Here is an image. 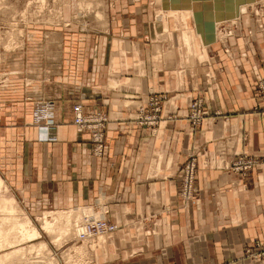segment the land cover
<instances>
[{"label":"crops","instance_id":"0c3cea01","mask_svg":"<svg viewBox=\"0 0 264 264\" xmlns=\"http://www.w3.org/2000/svg\"><path fill=\"white\" fill-rule=\"evenodd\" d=\"M182 23L108 22L81 40L68 71L54 53L52 72L27 75L21 97H4L0 173L20 208L37 223L45 212L84 207L88 221L118 226L92 240L91 264H262L244 251L264 242V110L256 90L264 30L251 28L244 43L229 45L227 36L206 46ZM153 95L167 98L163 120L137 125L138 108ZM196 97L205 111L197 130L188 117ZM80 101L85 112L108 117L104 157L73 123ZM49 122L53 139L43 141ZM191 156L195 198L184 203L180 174ZM239 160L257 164L234 170Z\"/></svg>","mask_w":264,"mask_h":264},{"label":"rangeland","instance_id":"374dc122","mask_svg":"<svg viewBox=\"0 0 264 264\" xmlns=\"http://www.w3.org/2000/svg\"><path fill=\"white\" fill-rule=\"evenodd\" d=\"M166 18L183 20L193 39L206 46L223 45L227 36L229 45L244 43L252 38L251 28L264 30V0H0V110L10 104L4 97H21L27 86L22 79L27 75L54 70V53L61 56V70L68 71V59L75 56L81 40L90 39L91 31H104L108 22ZM58 39L62 45L55 48ZM54 82L58 81H46L50 85ZM32 83L31 89L38 85L36 79ZM249 162L248 170L257 164ZM19 205L18 216L23 221L27 212ZM38 221H33L36 226L40 225ZM42 236L51 254L44 250L43 259L38 260L48 264L49 256L53 264H66L64 257L74 238L59 249L52 238L44 233ZM91 252L93 258V246Z\"/></svg>","mask_w":264,"mask_h":264},{"label":"bare ground","instance_id":"6f19581e","mask_svg":"<svg viewBox=\"0 0 264 264\" xmlns=\"http://www.w3.org/2000/svg\"><path fill=\"white\" fill-rule=\"evenodd\" d=\"M49 119V118H48ZM42 126V130L50 126ZM0 173V264H44L41 252L49 251L50 247L43 239V233L52 238V244L59 249L65 247L69 238H74V245L68 248L64 263L90 264L92 239L97 236L80 238L82 227L87 223V208L78 210L45 212L39 218V226L26 213L20 220L17 210V200L10 194V189ZM101 219V218H100ZM31 243L29 247L25 244ZM57 249V248H56ZM51 254V253H50ZM49 255V254H48ZM52 257V256H51ZM53 258V257H52ZM48 256V264H53ZM38 260V261H37Z\"/></svg>","mask_w":264,"mask_h":264},{"label":"built area","instance_id":"2783aa9c","mask_svg":"<svg viewBox=\"0 0 264 264\" xmlns=\"http://www.w3.org/2000/svg\"><path fill=\"white\" fill-rule=\"evenodd\" d=\"M256 90L258 97L262 100V106L264 110V78H260L256 83ZM166 99L162 95H153L146 104L141 105L138 108L137 125L152 128L160 125L163 120L164 104ZM204 100L201 97L196 99L189 106V119L192 123L193 129L197 130L204 125L205 111ZM74 112V125L80 130L89 135V141L92 145V154L96 157H104L107 140L106 131L108 117L99 111L93 110V112H85L83 109V102L80 101L73 106ZM172 116H169L171 118ZM51 128L46 127L41 130V140L50 141L53 139L51 135ZM251 162H239L232 163L234 170L247 171L251 168ZM198 174L197 158L191 156L182 166L180 174V187L179 197L184 203H188L195 198L196 178ZM1 192V189H0ZM80 238L93 237L97 235L111 236L119 228L118 226L110 222L105 217L97 219L96 221L87 222L82 227ZM245 254L249 259L260 261L264 264V242L261 240L255 241L253 245L247 246Z\"/></svg>","mask_w":264,"mask_h":264}]
</instances>
